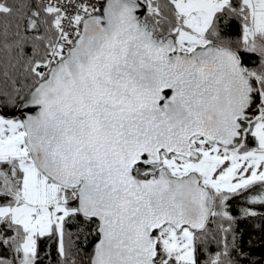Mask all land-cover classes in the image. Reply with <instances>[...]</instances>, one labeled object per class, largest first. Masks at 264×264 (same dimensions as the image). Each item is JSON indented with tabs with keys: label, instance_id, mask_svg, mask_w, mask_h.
<instances>
[{
	"label": "snow or ice",
	"instance_id": "1",
	"mask_svg": "<svg viewBox=\"0 0 264 264\" xmlns=\"http://www.w3.org/2000/svg\"><path fill=\"white\" fill-rule=\"evenodd\" d=\"M0 53V264H240L264 0H0Z\"/></svg>",
	"mask_w": 264,
	"mask_h": 264
},
{
	"label": "trees",
	"instance_id": "2",
	"mask_svg": "<svg viewBox=\"0 0 264 264\" xmlns=\"http://www.w3.org/2000/svg\"><path fill=\"white\" fill-rule=\"evenodd\" d=\"M232 34H235V26H233ZM3 54L0 53V56ZM239 205L233 202V212ZM240 235L238 237L240 246L245 255L239 257L240 264H264V217H256L244 219L239 225ZM41 254L44 255L49 251L48 242L41 241ZM91 245L84 248V253L88 251ZM55 245L51 247V255L43 260V264H56Z\"/></svg>",
	"mask_w": 264,
	"mask_h": 264
}]
</instances>
